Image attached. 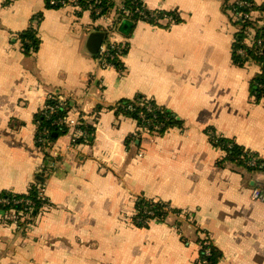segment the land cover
<instances>
[{"label":"crops","instance_id":"1","mask_svg":"<svg viewBox=\"0 0 264 264\" xmlns=\"http://www.w3.org/2000/svg\"><path fill=\"white\" fill-rule=\"evenodd\" d=\"M138 2L171 15L118 18V71L96 61L108 11L0 0V191L38 183L45 202L30 217L0 211V264H208L202 246L221 253L214 264H264V164L220 165L224 151L207 133L264 161L261 65L233 57L240 35L261 43L264 63V0H254L246 28L231 0ZM29 30L37 45L26 52ZM53 96L68 100L85 135L73 141L68 129L37 146L35 118ZM135 97L179 125L157 135L117 111ZM139 198L182 217L137 226Z\"/></svg>","mask_w":264,"mask_h":264},{"label":"trees","instance_id":"2","mask_svg":"<svg viewBox=\"0 0 264 264\" xmlns=\"http://www.w3.org/2000/svg\"><path fill=\"white\" fill-rule=\"evenodd\" d=\"M12 1V0H7ZM51 0H45L46 7L47 8H59L60 4L52 5L50 3ZM67 2L68 0H63ZM88 0H79L81 8L85 9V4ZM99 6L102 8L103 11H109L111 13L114 9V2L119 0H98ZM122 1L123 10H120V12H124V8L128 11H132L134 6L132 5V1L135 4V6H140V3L138 0H120ZM242 3V4H241ZM229 8L233 10L236 14L238 13H249L250 11H253L255 9L254 0H231L229 3ZM170 16L171 14L160 11L159 16L160 19L161 16ZM132 20H134V17L136 14H132ZM240 23H243L244 28H246L250 22L249 16H241L240 17ZM243 28V29H244ZM242 39L240 35L237 36V44L234 47V53L233 57L236 59L237 62L244 63L246 60H253L256 59L260 65V73L257 75V77L254 79L255 86L257 87L258 91L261 92L262 95H264V63L263 61V49L261 47V43L256 45V42L251 46H246L242 43ZM256 39V38H255ZM26 40L28 42H26ZM36 38L32 34V32L29 30L25 33V37L23 40V47L26 52H29L30 50L36 49ZM125 51V47H123V53ZM240 51L243 53H246V55L240 54ZM49 107L54 106L56 102L51 98L46 103ZM46 105V106H47ZM45 106V107H46ZM131 106V110H128L127 108ZM147 107L150 108L149 111H147ZM71 109L68 100L65 101L64 106L57 107L54 112L49 114L47 110H43L41 115H38L35 118V123H37V146H42L44 143H47L49 141L53 140V135H61L64 133L69 132V128L66 127V125L63 124H57V121L61 118H63L66 114H68V111ZM117 111H121L123 115H128L129 117L136 120L139 126L143 125V122L145 120H150V123L152 125H160L163 124L164 127L159 129L158 131H155L154 128H148V131L155 133L157 135H162L164 131L169 127H175L179 125V123L170 116L169 113H167L164 109L157 107L155 104H153L150 101H147L145 99H142L141 97H135L132 100H122L117 104ZM140 114L143 115V118L140 117ZM80 128V127H79ZM208 136L210 141L220 147L224 151V156L219 162L220 165L223 164H232L235 167L239 168H245L249 170H259L261 163L264 164V161L257 157L255 154L247 151L242 147L241 145L237 144L235 141L224 138L216 133H214L213 130H207ZM253 164H251V162ZM264 169V168H261ZM40 184L34 183L29 186L27 191L24 194H15L8 191H0V200L1 198L8 199L10 198L9 204H1L0 203V211H10L13 210L14 212H23L26 214H29L30 216L34 215V213L37 211V208H39L44 202V197L42 196V190ZM14 200H21L18 204H15L13 202ZM25 201H31L33 202L34 206L30 210V207H27L26 204H24ZM175 214L178 216L179 211H173L170 209L169 205L165 202L161 201H155V200H146L144 198H139L136 203V210L135 215L133 216L134 223L137 226H147L148 222L154 219L157 220H164L165 217L169 214ZM29 216V217H30ZM205 249H209V255L204 256ZM221 253L210 247V246H202L200 255L202 258H204L208 264H214L215 261H218L220 259Z\"/></svg>","mask_w":264,"mask_h":264},{"label":"built area","instance_id":"3","mask_svg":"<svg viewBox=\"0 0 264 264\" xmlns=\"http://www.w3.org/2000/svg\"><path fill=\"white\" fill-rule=\"evenodd\" d=\"M117 2H114V9L111 13H107V16H105L102 20L104 23V29H105V39L103 40V43L100 45L97 55H96V61L101 65L102 68H116V61L118 62L119 59L123 55V47L124 44L121 43L116 37H117V26L118 22L120 21L118 18L128 17L131 16L134 13L139 14L143 20L145 21H153L157 22L162 19L168 20L169 18L167 16L162 15L161 19L159 16L160 11L159 10H148L144 8L141 4L140 6H135V4L132 1V5L134 6L132 11H124L120 12V10H123L122 1L119 0V4L117 5ZM53 5L60 4V7L65 6L67 2L63 0H51L50 2ZM70 5L78 10H82L79 0H69ZM98 0H88L85 4V9L89 10L91 14L95 17L101 15L102 8L98 5ZM242 4V3H241ZM252 11L249 13H237L239 16H249ZM52 99L56 102L54 106H46L44 110H47L49 114L54 112V110L57 107L64 106V99L59 96H53ZM131 106H129L127 109L131 110ZM147 111L150 110L149 107L146 109ZM140 117L143 118V115L140 114ZM65 124L69 127L70 134H72V140L77 141V139L83 137L85 135V132H83L80 128H78V123L75 119L71 117L70 114H66L63 118L59 119L57 121V124ZM148 130V128H154L155 131H158L159 129L163 128V124L158 125H152L150 123V120H145L143 122V125L141 126ZM253 164V163H252ZM0 203L2 201L0 200ZM26 206L30 207L31 210L34 206L33 202L31 201H25ZM41 206H44L42 204Z\"/></svg>","mask_w":264,"mask_h":264},{"label":"rangeland","instance_id":"4","mask_svg":"<svg viewBox=\"0 0 264 264\" xmlns=\"http://www.w3.org/2000/svg\"><path fill=\"white\" fill-rule=\"evenodd\" d=\"M119 4V1L117 2V5ZM124 10L125 11H128L127 9H125L124 8ZM116 63V68L115 69H117L118 71H119V68H120V65H119V63L116 61L115 62ZM120 73V72H119ZM2 199V203L1 204H9V202H10V198H8V199H4V198H1ZM13 202H15V204H18L19 202H21V200H14ZM24 204H25V202H24ZM28 207V206H27ZM13 211V210H12ZM14 212V211H13ZM19 215H22V212L20 211V212H15V216H19ZM27 216L29 217L30 215L29 214H27ZM177 217V216H176ZM178 217H182V216H180V215H178ZM151 221H149L147 224H149ZM12 224L13 225H15V228H16V230H18V226H19V224L17 223V221L15 220V219H13V222H12ZM175 224H176V222H175ZM145 227V226H144Z\"/></svg>","mask_w":264,"mask_h":264},{"label":"water","instance_id":"5","mask_svg":"<svg viewBox=\"0 0 264 264\" xmlns=\"http://www.w3.org/2000/svg\"><path fill=\"white\" fill-rule=\"evenodd\" d=\"M130 22H125L120 26V31L124 34H128L129 30H130Z\"/></svg>","mask_w":264,"mask_h":264}]
</instances>
